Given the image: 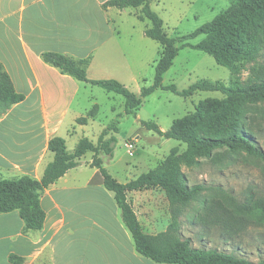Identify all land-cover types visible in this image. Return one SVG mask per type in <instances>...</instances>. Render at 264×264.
<instances>
[{
    "label": "crops",
    "instance_id": "0c3cea01",
    "mask_svg": "<svg viewBox=\"0 0 264 264\" xmlns=\"http://www.w3.org/2000/svg\"><path fill=\"white\" fill-rule=\"evenodd\" d=\"M108 1L0 0V66L22 97L0 116V179L41 180L54 159L51 139L64 138L68 121L84 118L86 126L95 119L98 105L89 102L93 108L87 110L80 101L85 83L46 63L44 53L89 59L91 80L116 62L127 74L131 70L123 38L132 40L137 27L141 34L147 20L139 19L142 7L105 8ZM91 162L82 157L44 191L40 232L26 231L18 211L0 214V264H16L12 257L17 264H154L137 253L114 193ZM157 189L128 193L140 222L138 209L157 218L148 197Z\"/></svg>",
    "mask_w": 264,
    "mask_h": 264
},
{
    "label": "rangeland",
    "instance_id": "374dc122",
    "mask_svg": "<svg viewBox=\"0 0 264 264\" xmlns=\"http://www.w3.org/2000/svg\"><path fill=\"white\" fill-rule=\"evenodd\" d=\"M231 3L232 0H151L150 6L163 20L166 33L177 38L190 35L212 22ZM242 21L239 23L245 26L251 39L259 35L264 40L263 16L247 15ZM140 26L141 34L137 27L132 40L126 36L123 38L122 46L126 48L129 58L125 60L131 65L128 74L116 62L106 73H92V78L117 80L137 96H140L142 88L153 85L155 66L162 47L159 42L145 36V29L151 27L150 21ZM205 39L206 36L201 35L188 42L198 45ZM177 46L180 50L172 67L163 77L164 87L175 85L182 92L200 81L227 87L236 81L246 85L257 81L263 73L264 57L257 62L247 63L235 55L223 54V61H229L233 66L230 69L219 65L214 57L205 52L191 47L181 48L182 43ZM83 87L81 103L85 104L87 110L93 108L89 102L98 105L93 111L95 119L86 126L78 122L74 125L69 121L66 123L64 138L67 139L68 151L73 152L83 138H90L96 143L102 132L109 128L108 138H115L113 156L102 154L100 157L103 166L118 182H130L144 174L166 173L176 165L179 166L189 185L201 184L209 188L200 201L181 208L182 237L191 239L194 248L235 253L256 264L264 260V224L251 223L244 230L235 229L236 236L231 241L225 240L227 237L223 235L221 227L230 217H234L232 209L228 210V197L234 201H244L250 197L264 199V161L241 151L217 149L210 158L194 156L196 163L188 165L186 144L161 137L143 126L144 122H153L163 132L181 130L203 135L210 127L214 128L231 118L226 95L221 92H196L186 98L159 89L144 99L135 114L127 115L125 100L121 95L87 83ZM245 115V126L264 152V102L246 105ZM131 145L134 147L130 148ZM93 156L89 152L83 160L90 161ZM148 197L153 199L152 206L158 211V216L156 218L154 213L144 214L142 209H138L139 217L144 231L157 235L173 223L169 202L159 188Z\"/></svg>",
    "mask_w": 264,
    "mask_h": 264
},
{
    "label": "trees",
    "instance_id": "16d2710c",
    "mask_svg": "<svg viewBox=\"0 0 264 264\" xmlns=\"http://www.w3.org/2000/svg\"><path fill=\"white\" fill-rule=\"evenodd\" d=\"M150 2L151 0H109L104 5L105 8L114 7L120 10L142 7L139 19L148 20L151 23V27L145 31V36L159 42L162 47L155 66L154 83L151 87L142 88L140 96L131 92L117 80L89 79V59L77 60L49 52L42 55L43 60L78 82L98 86L109 93L121 95L125 100L127 115L135 114L144 99L159 89L169 90L186 98L196 92H221L227 96L229 101L231 118L214 128L210 127L203 135L181 130L163 132L153 122H144L143 126L161 137L186 144L188 165L196 163L194 156L210 158L217 149H228L231 152L241 151L264 161V152L252 139L251 131L245 126L246 105L264 102V67L261 77L246 85L236 81L227 87L219 83L200 81L182 92L178 91L175 85L163 86V77L178 56L180 50L178 43H182L181 48L191 47L205 52L214 57L219 65L230 67V69H233V66L231 67L229 61H223V54L235 55L247 63L257 62L259 58H263L264 40L259 35L251 39L245 26L239 22L247 15L264 17V0H232L230 7L212 22L205 24L190 35L177 38L170 37L166 33L163 20L151 9ZM230 27L232 29H229ZM201 35L206 36V39L198 45L188 42ZM21 100L22 97L15 93L10 77L2 71L0 66V116ZM77 122L85 125L87 121L81 118ZM109 131V128L104 130L96 143L88 138L81 139L73 152L68 151L64 138L51 139L49 151L54 159L47 165L41 180L38 181L29 176L0 179V214L18 211L26 231L40 232L46 220L41 206L42 194L70 170L77 168L81 158L91 152L94 154L91 167L99 170L103 185L108 191L114 193L122 221L132 235L138 254L157 264H256L235 253L194 248L191 239L182 237L181 208L192 202L200 201L209 188L201 184L189 185L179 166L176 165L162 174H144L128 183L118 182L103 166V160L100 157L102 154L113 156L115 138H108ZM155 188L165 192L173 223L166 231L152 235L144 231L132 203L128 200V193ZM228 199L230 200L228 210L232 209L234 217H230V220L221 226L223 235L227 237L226 241L233 240L231 238L236 236L235 229L244 230L251 223L264 224V199L254 197L244 201H234L231 197ZM12 261L17 264L19 259L12 257ZM257 264H264V260Z\"/></svg>",
    "mask_w": 264,
    "mask_h": 264
},
{
    "label": "built area",
    "instance_id": "2783aa9c",
    "mask_svg": "<svg viewBox=\"0 0 264 264\" xmlns=\"http://www.w3.org/2000/svg\"><path fill=\"white\" fill-rule=\"evenodd\" d=\"M130 148H133L134 146L133 145H131V146H129Z\"/></svg>",
    "mask_w": 264,
    "mask_h": 264
}]
</instances>
